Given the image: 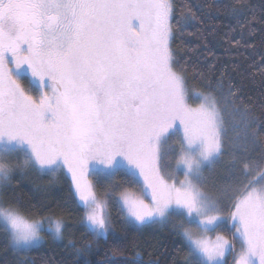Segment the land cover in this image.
I'll return each mask as SVG.
<instances>
[{"label": "snow or ice", "instance_id": "obj_1", "mask_svg": "<svg viewBox=\"0 0 264 264\" xmlns=\"http://www.w3.org/2000/svg\"><path fill=\"white\" fill-rule=\"evenodd\" d=\"M224 13L251 29L246 0ZM195 19L177 0H0V181L16 169L66 173L97 243L112 235L111 202L125 225L171 223L184 264H264V147L253 155L264 122L222 79L189 88L171 45ZM221 164L226 179L209 186L206 171ZM125 183L139 194L116 193ZM38 215L0 198L14 253L45 230L63 238L62 212Z\"/></svg>", "mask_w": 264, "mask_h": 264}, {"label": "trees", "instance_id": "obj_2", "mask_svg": "<svg viewBox=\"0 0 264 264\" xmlns=\"http://www.w3.org/2000/svg\"><path fill=\"white\" fill-rule=\"evenodd\" d=\"M234 2L177 0L178 5L185 3L191 7L196 19L175 33L171 46L179 61L178 67L185 72L189 88L203 89L210 79L213 84L222 79L225 87L233 85L239 92L241 107L249 108L258 121L264 122V64H261L264 56V0H246L251 12L248 19L253 23L251 29L245 27L243 30L224 13V5ZM233 39L241 40L240 46L234 45ZM24 82L28 84L26 76ZM225 123L231 137L233 130L227 113ZM261 147L264 145L258 146L253 155H258ZM116 179L119 181L120 177ZM225 179V167L221 164L210 173L209 186ZM124 188L136 189L138 186L125 183L115 192ZM97 191L102 193L103 188L97 186ZM70 193L71 180L66 173H57L53 177L32 168L16 169L6 184L1 183L3 206L12 204L21 210L38 211L36 218L51 213L56 219L62 212L67 226L62 239H53L45 230L39 246L18 254L6 246L5 237L0 233V264H134L135 260H142L143 264H184L186 242L175 234L171 223L149 224L141 228L125 225L111 202L108 211L115 221L112 235L97 243L80 223L82 209L73 205ZM0 228H3L1 223ZM89 242L91 246L86 247ZM228 260L231 264V257Z\"/></svg>", "mask_w": 264, "mask_h": 264}, {"label": "rangeland", "instance_id": "obj_3", "mask_svg": "<svg viewBox=\"0 0 264 264\" xmlns=\"http://www.w3.org/2000/svg\"><path fill=\"white\" fill-rule=\"evenodd\" d=\"M27 77V76H26ZM28 78V83H29V80H30V78L29 77H27ZM30 86H32V88L33 89H35L36 88V84H35V82H32L31 83V85ZM196 100H195V98H193L192 100H190V103L192 104V106L193 107H195V105H196ZM210 173L211 172H207L206 171V176H207V178L209 179L210 178ZM67 175V174H66ZM69 178H70V176L69 175H67ZM182 178V176H178L177 177V179H181ZM91 179V178H90ZM70 180H71V178H70ZM3 181H0V187H1V183H2ZM208 182L210 183V180H208ZM124 189H127L128 191H130V192H133V193H135V194H139V187L138 188H136V189H132V188H124ZM124 189H122V190H124ZM121 190V191H122ZM54 219V218H53ZM0 223H1V225L4 227V225H3V222L2 221H0ZM134 226H136V225H134ZM144 226H146V225H144ZM136 227H138V228H141V227H143V226H136ZM215 235H216V233H209V236L211 237V238H215ZM231 264H232V261H231Z\"/></svg>", "mask_w": 264, "mask_h": 264}]
</instances>
